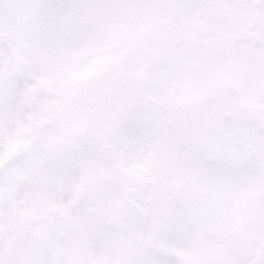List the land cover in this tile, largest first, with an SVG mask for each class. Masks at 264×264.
Listing matches in <instances>:
<instances>
[{"label":"snow or ice","instance_id":"6c2138e0","mask_svg":"<svg viewBox=\"0 0 264 264\" xmlns=\"http://www.w3.org/2000/svg\"><path fill=\"white\" fill-rule=\"evenodd\" d=\"M0 264H264V0H0Z\"/></svg>","mask_w":264,"mask_h":264}]
</instances>
